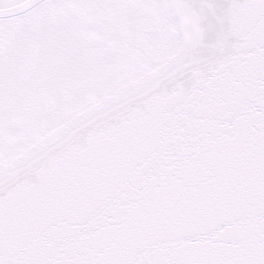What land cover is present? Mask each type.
<instances>
[{"label": "snow or ice", "instance_id": "obj_1", "mask_svg": "<svg viewBox=\"0 0 264 264\" xmlns=\"http://www.w3.org/2000/svg\"><path fill=\"white\" fill-rule=\"evenodd\" d=\"M0 264H264V0H0Z\"/></svg>", "mask_w": 264, "mask_h": 264}]
</instances>
